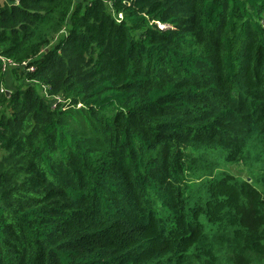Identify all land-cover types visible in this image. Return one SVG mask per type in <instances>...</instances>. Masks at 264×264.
<instances>
[{
	"label": "trees",
	"instance_id": "obj_1",
	"mask_svg": "<svg viewBox=\"0 0 264 264\" xmlns=\"http://www.w3.org/2000/svg\"><path fill=\"white\" fill-rule=\"evenodd\" d=\"M0 264H264V0H0Z\"/></svg>",
	"mask_w": 264,
	"mask_h": 264
},
{
	"label": "water",
	"instance_id": "obj_2",
	"mask_svg": "<svg viewBox=\"0 0 264 264\" xmlns=\"http://www.w3.org/2000/svg\"><path fill=\"white\" fill-rule=\"evenodd\" d=\"M9 94V91H6V95H8Z\"/></svg>",
	"mask_w": 264,
	"mask_h": 264
}]
</instances>
